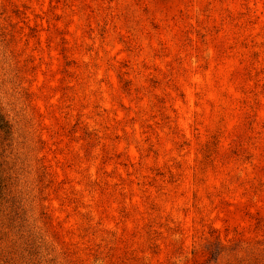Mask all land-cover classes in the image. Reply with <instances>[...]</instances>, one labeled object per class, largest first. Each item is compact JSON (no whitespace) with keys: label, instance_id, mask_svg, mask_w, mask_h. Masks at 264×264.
Listing matches in <instances>:
<instances>
[{"label":"rangeland","instance_id":"obj_1","mask_svg":"<svg viewBox=\"0 0 264 264\" xmlns=\"http://www.w3.org/2000/svg\"><path fill=\"white\" fill-rule=\"evenodd\" d=\"M0 264H264V0H0Z\"/></svg>","mask_w":264,"mask_h":264},{"label":"trees","instance_id":"obj_2","mask_svg":"<svg viewBox=\"0 0 264 264\" xmlns=\"http://www.w3.org/2000/svg\"><path fill=\"white\" fill-rule=\"evenodd\" d=\"M0 122L3 124V126H6L5 125L6 124V121L4 120V117L2 116V114H0Z\"/></svg>","mask_w":264,"mask_h":264}]
</instances>
